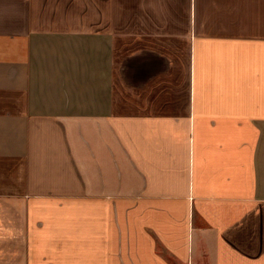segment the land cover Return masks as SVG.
Wrapping results in <instances>:
<instances>
[{"label": "crops", "instance_id": "0c3cea01", "mask_svg": "<svg viewBox=\"0 0 264 264\" xmlns=\"http://www.w3.org/2000/svg\"><path fill=\"white\" fill-rule=\"evenodd\" d=\"M106 6L0 0V264H264V0H161L124 101Z\"/></svg>", "mask_w": 264, "mask_h": 264}, {"label": "rangeland", "instance_id": "374dc122", "mask_svg": "<svg viewBox=\"0 0 264 264\" xmlns=\"http://www.w3.org/2000/svg\"><path fill=\"white\" fill-rule=\"evenodd\" d=\"M123 6V22L118 23L114 18V0H106L108 6H106L107 17L106 22L108 25L114 26L120 29H117V47L115 50L116 53V63H117V94L118 101H124L126 98H129L130 94V85L127 81L126 77L123 75L124 66L126 61L129 59L131 55V45L133 41L137 42V37L142 39L140 41H144L146 44H140L144 47L149 46L150 50L161 52L162 48V30L151 29L147 30L146 35L145 31L140 29L144 21L149 23V26L154 25L155 21H161L163 18L162 13L159 10L161 7V0H122ZM139 7V8H138ZM158 7H160L158 9ZM71 12L72 10L76 11L75 4H71ZM145 10H149L148 13H144ZM132 11V12H131ZM135 12H139L142 14H137ZM150 26V27H151ZM137 33L139 36H137ZM148 41L149 43H147Z\"/></svg>", "mask_w": 264, "mask_h": 264}]
</instances>
